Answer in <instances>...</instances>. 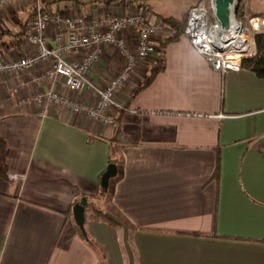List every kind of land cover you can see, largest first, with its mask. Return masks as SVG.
Returning a JSON list of instances; mask_svg holds the SVG:
<instances>
[{"label": "crops", "instance_id": "0c3cea01", "mask_svg": "<svg viewBox=\"0 0 264 264\" xmlns=\"http://www.w3.org/2000/svg\"><path fill=\"white\" fill-rule=\"evenodd\" d=\"M37 8L88 22L140 15L157 26L152 45L171 34L163 16L136 0H11L0 7V61L34 55L22 42L9 44ZM59 32L63 26H52L47 36ZM119 38L135 52L130 29ZM161 54L164 70L142 89L155 60L137 61L109 111L114 126L34 100L56 92L94 105L96 89L123 66L114 47H103L89 88L79 92L50 80L46 61L0 74L8 169L0 179V264H102L101 257L105 264H264V79L244 68L221 77L184 37ZM110 139L123 161L112 202L134 230L87 222L88 244L72 233L73 208L99 194Z\"/></svg>", "mask_w": 264, "mask_h": 264}, {"label": "built area", "instance_id": "2783aa9c", "mask_svg": "<svg viewBox=\"0 0 264 264\" xmlns=\"http://www.w3.org/2000/svg\"><path fill=\"white\" fill-rule=\"evenodd\" d=\"M10 1L0 0V7ZM231 1L228 6L229 25L233 21L240 33L250 34V50H244V47L238 46L239 44L232 40L225 41L228 29L222 28L215 18L214 0H197L187 10L183 29L184 38L221 77L229 71L239 72L242 60L252 58L255 54L253 33L236 20L240 0ZM57 25L63 26L65 33L59 32L51 38L48 37L47 30ZM125 29L133 32L134 53L119 38V34ZM263 30L258 27V33ZM156 32L157 26L148 23L140 15H108L105 19L88 22L80 16L62 18L57 14L43 13L37 8L21 36L22 43L32 50L34 55L14 61H0V74L20 72L30 68L37 60L46 61V76L50 80L59 78L70 91L79 92L89 88L86 76L98 62L103 47H114L124 57L123 66L103 87L96 89L98 99L94 105L90 106L56 92L38 93L34 97L39 104L54 105L71 114L83 115L99 124L114 126L115 117L109 115V111L116 108V95L132 77L137 61L149 58L156 61L161 54L159 44L151 43ZM67 50L81 51V59L73 62L64 60L62 53ZM229 51L231 52L228 53ZM229 54L231 56H228Z\"/></svg>", "mask_w": 264, "mask_h": 264}, {"label": "trees", "instance_id": "16d2710c", "mask_svg": "<svg viewBox=\"0 0 264 264\" xmlns=\"http://www.w3.org/2000/svg\"><path fill=\"white\" fill-rule=\"evenodd\" d=\"M240 6V5H239ZM241 8V7H240ZM239 7L236 12V17L239 15ZM186 14H182L181 17L175 18L172 16L163 17V23L171 30V34L166 37L162 42H160L159 47L161 52L165 48L168 43L176 42L183 36V29L185 27L186 22ZM209 18L211 16L209 14ZM254 28H252L253 33L258 31V24H253ZM262 27V26H260ZM23 31L14 34V38L9 45H18L21 40V36ZM248 41H244L242 44L244 46H248ZM5 45V43H0V47ZM254 45H255V54L252 58L242 60L241 68L248 69L251 71L256 78L264 79V32H260L254 35ZM165 63L163 60L162 54H160L159 58L154 62L153 65L150 66L148 76L144 79L142 85L138 89H142L148 86L154 77L164 70ZM117 131L119 129L117 128ZM89 142V141H88ZM110 153L107 159V165L113 164L116 166L117 174L116 176L109 181L108 188L106 191H102L100 188V192L97 196L93 198H87L85 203H79L83 207V229H80L78 226L73 224L72 230L77 232L82 238L88 242V244H93L92 239L90 238L89 232L84 228V224L87 222H96V223H104L112 227H125L128 230H134L133 226L130 222L124 217V215L114 206L112 202V196L114 192L115 184L122 178V158L117 152V141L115 139H110ZM6 153L7 148L5 145V141L0 137V179H6L8 177V169L6 166ZM107 167V166H106ZM106 169V168H105ZM105 169L100 175L104 173ZM218 173V158L216 159V168L214 170V177L217 178ZM100 182V179H99ZM101 257V255L99 256ZM104 261L105 258L101 257Z\"/></svg>", "mask_w": 264, "mask_h": 264}, {"label": "rangeland", "instance_id": "374dc122", "mask_svg": "<svg viewBox=\"0 0 264 264\" xmlns=\"http://www.w3.org/2000/svg\"><path fill=\"white\" fill-rule=\"evenodd\" d=\"M141 2L146 6L152 8V10L161 16H176L181 17L182 14L187 12V10L195 4L196 0H136ZM194 3V4H193ZM239 17L236 20L241 22L242 26L248 31L253 33V24H258V22H264V0H240L239 4ZM241 7V8H240ZM180 14V15H179ZM254 21L252 24L251 22ZM263 24V23H262ZM260 27V26H259ZM264 29V26L262 25ZM254 32L253 35L257 34ZM241 41H248V46L251 49V37L250 34H246ZM247 45L244 47H248ZM245 49V48H244ZM105 264V260L102 261Z\"/></svg>", "mask_w": 264, "mask_h": 264}, {"label": "water", "instance_id": "95a60500", "mask_svg": "<svg viewBox=\"0 0 264 264\" xmlns=\"http://www.w3.org/2000/svg\"><path fill=\"white\" fill-rule=\"evenodd\" d=\"M231 0H214L215 18L219 22L222 28L228 29L229 27V11L228 6L231 4ZM117 174L116 166L113 164L107 165L104 173L100 178V188L102 191H106L109 181L113 179ZM83 207L81 204L76 205L73 208V217L76 225L83 229Z\"/></svg>", "mask_w": 264, "mask_h": 264}, {"label": "bare ground", "instance_id": "6f19581e", "mask_svg": "<svg viewBox=\"0 0 264 264\" xmlns=\"http://www.w3.org/2000/svg\"><path fill=\"white\" fill-rule=\"evenodd\" d=\"M254 21L251 22V24L253 23ZM263 23V24H262ZM264 26V22L263 21H260L258 22V27L259 26ZM254 28V27H253ZM227 35H226V39L225 41H234V43L236 44H239L238 46H242L244 47V45L242 44L243 41H241L243 39V37L246 35L245 33H240V31L238 30V28L236 27V25L234 24L233 21L230 22V25H229V28L227 30ZM233 43H231L232 45ZM245 49L244 50H250V47H244ZM231 51H229L228 53H230ZM228 56H231V54H229Z\"/></svg>", "mask_w": 264, "mask_h": 264}]
</instances>
